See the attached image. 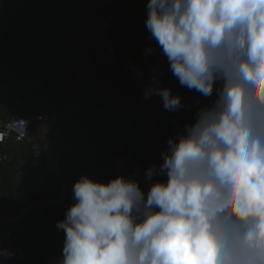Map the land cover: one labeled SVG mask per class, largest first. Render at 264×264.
I'll return each instance as SVG.
<instances>
[{
  "label": "clouds",
  "instance_id": "1",
  "mask_svg": "<svg viewBox=\"0 0 264 264\" xmlns=\"http://www.w3.org/2000/svg\"><path fill=\"white\" fill-rule=\"evenodd\" d=\"M146 9L172 75L209 102L196 101L194 122L147 167V191L125 175L74 183L56 225L58 264H264V0H148ZM152 96L167 111L184 107L155 74ZM12 255L0 248V259Z\"/></svg>",
  "mask_w": 264,
  "mask_h": 264
},
{
  "label": "trees",
  "instance_id": "2",
  "mask_svg": "<svg viewBox=\"0 0 264 264\" xmlns=\"http://www.w3.org/2000/svg\"><path fill=\"white\" fill-rule=\"evenodd\" d=\"M137 3L0 0V111L10 113L19 97L17 112L32 120L31 139L12 141L7 152L13 158L0 163V216L42 218L41 225L33 224L20 239L41 264H57L63 258L64 232L56 225L74 203L72 188L82 175L108 181L113 178L114 153H128L151 135L167 140L194 121L196 99L179 81L174 93L191 113L161 108L159 96L144 98L152 75L167 74L166 67L141 71L142 63L152 67L164 59L162 52L154 53L159 48L146 29L147 19L140 23L125 16L115 22L109 31L113 63L104 62L94 43L101 17ZM149 46L155 48L151 54ZM198 96L201 104L209 102ZM152 117L156 127L150 124ZM37 123L48 126L46 137ZM47 149L57 161L56 174L48 169ZM62 176L68 179L64 190ZM42 178L54 179L53 188H37Z\"/></svg>",
  "mask_w": 264,
  "mask_h": 264
},
{
  "label": "built area",
  "instance_id": "3",
  "mask_svg": "<svg viewBox=\"0 0 264 264\" xmlns=\"http://www.w3.org/2000/svg\"><path fill=\"white\" fill-rule=\"evenodd\" d=\"M139 3L134 6L125 7L124 5L116 8L114 12L109 15H105L99 19L98 34L94 39V43H98L101 49V56L106 63H113L115 60V46L109 37V31L114 26L116 21H122L123 17H128V20L135 19L138 22H143L147 19L146 5L148 0H138ZM127 3V2H126ZM121 26V24H120ZM157 55L161 54L159 49L154 52ZM163 61L167 69V74L159 78L160 84L165 87L172 88L173 92L177 89L178 80L172 75L166 57ZM78 77L82 79V75L78 74ZM2 96V89L0 87V97ZM18 96V95H17ZM15 107L9 112H5L0 116V163L4 162L7 157L13 158L10 152H7L9 144L14 141L16 143L24 142L31 139V123L32 120L17 112L16 106L21 104L19 97L15 100ZM163 107V103L160 105ZM185 111L191 113V109L188 106L176 110L178 112ZM43 115H39L38 119H42ZM194 122V121H191ZM150 124L154 127L157 126V120L155 117L150 119ZM167 140H162L158 137L151 135L145 139V142L131 150L128 153H114L112 155L113 162V178L119 175H125L127 177H135L141 183L142 188L147 191L149 185L145 181V170L152 164L157 166L162 163L160 153L166 148ZM3 175L0 171V185L3 182ZM53 188L54 179L42 178L37 188L47 187ZM33 224H42V218L34 217L30 221H18L14 224L9 223L3 216H0V248L9 249L13 255L8 259H0V264H41L35 256L26 251L20 239L27 233L33 230ZM58 264V263H57Z\"/></svg>",
  "mask_w": 264,
  "mask_h": 264
},
{
  "label": "crops",
  "instance_id": "4",
  "mask_svg": "<svg viewBox=\"0 0 264 264\" xmlns=\"http://www.w3.org/2000/svg\"><path fill=\"white\" fill-rule=\"evenodd\" d=\"M162 62L163 63H161V64L154 65L152 67H147V71L153 73V72L160 70L161 68L162 69L165 68L166 64L164 61H162ZM153 70H155V71H153ZM187 91L189 92V94L191 95L192 98L196 99V101L199 99L198 93H196L194 90L193 91L187 90ZM3 114H6V113L4 110H1L0 116ZM37 127H38V130L40 132V135H42L44 137L47 134L48 126H45L43 123H37ZM47 154H48V169L52 172V174L58 173V166H57V161H56L55 157L52 155V153L49 154L48 149H47ZM62 180H63L62 188L64 190L65 188H67L66 184H68V179L65 176H62ZM62 194L64 195V191ZM6 220L11 224H14V223L20 221L18 219V217H16V216L8 217Z\"/></svg>",
  "mask_w": 264,
  "mask_h": 264
},
{
  "label": "rangeland",
  "instance_id": "5",
  "mask_svg": "<svg viewBox=\"0 0 264 264\" xmlns=\"http://www.w3.org/2000/svg\"><path fill=\"white\" fill-rule=\"evenodd\" d=\"M141 65H142V67H141L142 73H145V74H147V72L150 73L149 71H147V67H149L148 64L145 65V64L142 63Z\"/></svg>",
  "mask_w": 264,
  "mask_h": 264
}]
</instances>
